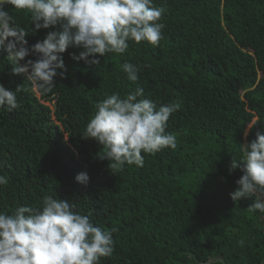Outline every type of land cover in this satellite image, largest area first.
Returning a JSON list of instances; mask_svg holds the SVG:
<instances>
[{
    "label": "trees",
    "instance_id": "trees-1",
    "mask_svg": "<svg viewBox=\"0 0 264 264\" xmlns=\"http://www.w3.org/2000/svg\"><path fill=\"white\" fill-rule=\"evenodd\" d=\"M153 4L166 9L157 46L129 40L125 53H107L98 65L71 59L82 49L69 47L67 71L44 95L32 91L27 74H12L0 50V83L21 88L19 108H0V175L8 178L0 212L40 207L53 196L91 213L95 226L118 229L113 254L100 264H264V213L248 211L251 198L229 195L242 175L240 168L229 173L232 159L264 132V0ZM6 8L29 33V47L60 30L33 31L30 12ZM125 62L139 67L136 82ZM138 87L158 106L180 103L166 128L177 147L142 152V167H109L99 158L106 149L82 134L98 102ZM80 172L86 185L75 180Z\"/></svg>",
    "mask_w": 264,
    "mask_h": 264
},
{
    "label": "clouds",
    "instance_id": "clouds-1",
    "mask_svg": "<svg viewBox=\"0 0 264 264\" xmlns=\"http://www.w3.org/2000/svg\"><path fill=\"white\" fill-rule=\"evenodd\" d=\"M7 5L30 12L33 31L56 26L60 30L47 32L43 40L29 47V33L14 22ZM165 11L163 6H154L153 0H0V50L7 51V59L14 65L12 74H27L32 91L44 95L55 87L54 78L67 71L62 54L69 47L82 49L79 55L70 54L71 59L98 65V57L125 53L129 40L157 46L163 38L165 25L160 21ZM30 55L36 59L25 60ZM20 61L25 63L21 66ZM122 70L128 80H138L137 65L125 62ZM20 90V86L11 90L0 83V108H19ZM143 97L144 91L138 87L124 97L114 92L95 105L82 138L93 139L106 149L99 158L110 161L109 167L125 163L142 167V152L177 147L175 135L166 128L180 103L158 106ZM242 151V159L230 163V174L237 168L242 172L230 198H251L248 211L264 213V132H257ZM75 180L86 185L89 176L80 172ZM7 183L8 178L0 175V185ZM90 216L53 196H45L40 207L18 206L12 214L0 212V264H100L102 257L113 254V233L118 229L105 231Z\"/></svg>",
    "mask_w": 264,
    "mask_h": 264
},
{
    "label": "water",
    "instance_id": "water-1",
    "mask_svg": "<svg viewBox=\"0 0 264 264\" xmlns=\"http://www.w3.org/2000/svg\"><path fill=\"white\" fill-rule=\"evenodd\" d=\"M217 260V259H216ZM213 261H211V262H207V264H210V263H212Z\"/></svg>",
    "mask_w": 264,
    "mask_h": 264
},
{
    "label": "rangeland",
    "instance_id": "rangeland-1",
    "mask_svg": "<svg viewBox=\"0 0 264 264\" xmlns=\"http://www.w3.org/2000/svg\"><path fill=\"white\" fill-rule=\"evenodd\" d=\"M51 104V103H50Z\"/></svg>",
    "mask_w": 264,
    "mask_h": 264
}]
</instances>
